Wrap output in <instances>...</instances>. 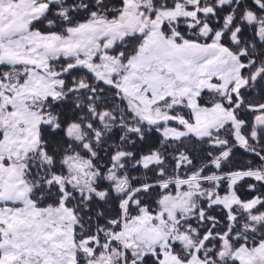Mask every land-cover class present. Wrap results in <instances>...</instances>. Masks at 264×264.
I'll use <instances>...</instances> for the list:
<instances>
[{
	"label": "snow or ice",
	"instance_id": "1",
	"mask_svg": "<svg viewBox=\"0 0 264 264\" xmlns=\"http://www.w3.org/2000/svg\"><path fill=\"white\" fill-rule=\"evenodd\" d=\"M0 264H264V0H0Z\"/></svg>",
	"mask_w": 264,
	"mask_h": 264
}]
</instances>
